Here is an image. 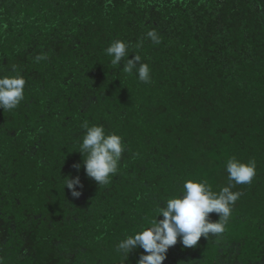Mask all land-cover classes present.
Wrapping results in <instances>:
<instances>
[{
	"label": "trees",
	"instance_id": "trees-1",
	"mask_svg": "<svg viewBox=\"0 0 264 264\" xmlns=\"http://www.w3.org/2000/svg\"><path fill=\"white\" fill-rule=\"evenodd\" d=\"M116 39L151 66L150 84L112 68ZM13 65L27 83L0 109L3 264H136L143 250L124 261L119 240L186 179L219 192L232 156L257 175L232 189L226 232L178 239L163 264H264V0H0V75ZM85 121L127 145L108 184L85 173ZM77 175L73 198L63 178Z\"/></svg>",
	"mask_w": 264,
	"mask_h": 264
},
{
	"label": "clouds",
	"instance_id": "clouds-1",
	"mask_svg": "<svg viewBox=\"0 0 264 264\" xmlns=\"http://www.w3.org/2000/svg\"><path fill=\"white\" fill-rule=\"evenodd\" d=\"M153 44L162 42L161 35L155 28L145 34ZM131 44L116 39L104 50L111 58L113 69L119 68L123 61L122 72L144 84L152 82V69L148 63L141 62V55L134 53L130 59ZM143 47V40L136 48ZM47 59L46 54L37 55V62ZM27 81L17 66L13 65L9 74L0 75V109L12 111L25 98ZM81 128L82 137L77 140L78 152L83 158L87 177L98 184L110 182L119 170L120 161L127 145L122 135L108 132L103 124H89L85 121ZM79 170L80 165H74ZM226 172L229 183L219 192L213 190L207 179H186L177 194L167 197L163 203H157L144 217L143 222L132 230L131 234L119 240L115 251L124 261L137 249H142L136 264H163L170 247L179 242L186 248L197 245L201 237L206 239L226 232L236 202L242 193L233 191L236 185L251 184L257 175L255 160L242 162L235 156L226 161ZM64 187L73 198H79L83 188L80 177H64ZM215 213L218 219L213 221L210 214ZM158 217H162L159 218ZM0 264L3 260L0 259Z\"/></svg>",
	"mask_w": 264,
	"mask_h": 264
}]
</instances>
